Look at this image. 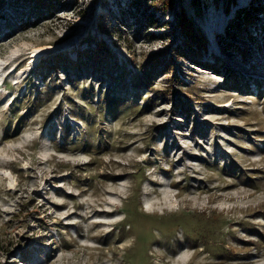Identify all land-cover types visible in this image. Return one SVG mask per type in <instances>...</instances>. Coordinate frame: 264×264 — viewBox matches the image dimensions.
<instances>
[{
	"label": "rangeland",
	"instance_id": "374dc122",
	"mask_svg": "<svg viewBox=\"0 0 264 264\" xmlns=\"http://www.w3.org/2000/svg\"><path fill=\"white\" fill-rule=\"evenodd\" d=\"M165 4L0 0V264H264V0Z\"/></svg>",
	"mask_w": 264,
	"mask_h": 264
},
{
	"label": "trees",
	"instance_id": "16d2710c",
	"mask_svg": "<svg viewBox=\"0 0 264 264\" xmlns=\"http://www.w3.org/2000/svg\"><path fill=\"white\" fill-rule=\"evenodd\" d=\"M52 1H50L51 3ZM165 7L167 8V10H169L171 7H173L174 5V0H165ZM55 8V7H54ZM250 15H248L247 12H243L238 14V23H241L242 21H245L247 18H249ZM150 25H158V21L157 20H152L150 22ZM179 29L181 31L182 36L185 38V42H186V48H189L192 50L193 55H200V53L198 52L197 54L195 53V49L191 48L194 47L196 48V50H206L207 49V39L203 36V34H200L199 32L196 31L195 26L193 24L192 21H190L186 16H181L179 19ZM239 25H237L238 27ZM236 27V28H237ZM231 29V28H230ZM229 29V30H230ZM155 38V37H154ZM97 49L101 51V54H106L107 53V48L103 45V44H97Z\"/></svg>",
	"mask_w": 264,
	"mask_h": 264
},
{
	"label": "bare ground",
	"instance_id": "6f19581e",
	"mask_svg": "<svg viewBox=\"0 0 264 264\" xmlns=\"http://www.w3.org/2000/svg\"><path fill=\"white\" fill-rule=\"evenodd\" d=\"M222 29L219 30V32L221 31ZM50 47H52L53 49L57 50L59 48H62V47H65V45H51ZM42 56L41 54V50H35L33 53H32V61L31 63L34 64L36 63L37 61H39L40 57Z\"/></svg>",
	"mask_w": 264,
	"mask_h": 264
}]
</instances>
